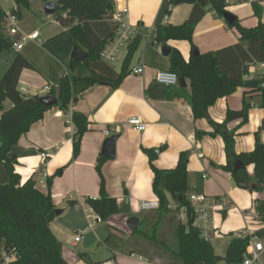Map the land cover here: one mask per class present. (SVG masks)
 <instances>
[{
    "label": "crops",
    "instance_id": "1",
    "mask_svg": "<svg viewBox=\"0 0 264 264\" xmlns=\"http://www.w3.org/2000/svg\"><path fill=\"white\" fill-rule=\"evenodd\" d=\"M5 2L16 8L13 1L2 0V4ZM48 2L56 0H29L28 12L21 11L18 25L22 33L37 32L38 37L26 41L21 51L9 52L6 65L0 66L1 79L16 55L22 56L31 65L32 69L22 70L18 80V90L27 96H45L48 93L46 86L57 89L58 82L70 72V56L75 43L68 31L54 17H49L51 24L42 35L37 22L27 20L30 12L34 17L43 15L44 5ZM167 3L168 0H117L114 4V10L128 9L127 22L137 30L135 37H138L139 46L129 69L143 66L144 72L139 76L127 75L116 89L104 84L94 86L78 99L68 114L77 112L85 116L89 131L82 137L80 154L75 160L72 159L73 125H66L65 115L55 108L33 124L8 154V157L16 160L14 173L19 176L21 185L32 178L36 181V188L45 193L46 179L53 177L52 203L55 210L61 213L50 223L49 228L61 243L62 257L67 264H152L151 259L130 256L123 251L124 240L131 235L125 221L129 217H136L140 223L141 218L148 213L140 209V203L157 199L152 191L154 176L150 164L158 170L173 169L182 152L190 153L187 165L188 195L203 194L223 203L221 209L216 208L210 214L212 225L219 235L209 239L211 244L224 238H227L228 243L230 234L252 236L264 230L254 205L260 195L235 187L231 174L222 169L227 160L221 136L195 137V131L207 134L214 131L209 120L214 124H222L227 111H239L242 108L243 89L218 99L209 107L208 119L196 121L188 105L167 99L170 91L181 88L180 84L172 88L164 87L162 99H157L150 90L157 84L153 80L154 74L170 69L169 57L162 54L164 46L177 50L185 61L190 58V44L186 41L170 40L164 45L154 42L158 26L183 24L193 8L192 5L181 4L166 17ZM226 3V11L234 15L245 28H252L258 23L252 7V3H257L264 24V0H227ZM238 42L236 30L230 29L224 19L209 11L196 24L192 33V44L200 54L220 51ZM125 54L126 51L122 52L118 58L122 63ZM253 72L259 74L257 68H249L246 78H252L255 75ZM185 84L186 87L181 89L189 93L187 80ZM7 103L6 108L10 107ZM257 103L258 100L254 98L247 124L238 127L241 121L236 120L226 127L228 131L237 127L234 138L236 154L249 153L254 149V133L264 119V110ZM132 117H138L146 124L144 132H138L128 125V119ZM104 129L110 130L109 136L102 134ZM112 136H117L115 157L108 158L101 173L107 194L115 198L120 206H125L128 212L112 216L108 221L89 228L88 224L95 222L96 215L85 204V199L98 197L100 179L95 170L96 160L101 154L104 140ZM261 140L264 142V132L261 133ZM161 147H164L162 151ZM153 149L159 152L156 156L150 152L154 158L150 162L145 150ZM42 153L47 156L45 161L40 158ZM246 172L252 178L253 166H247ZM7 183L6 168L0 165V185ZM70 203L74 205L70 206ZM180 216H184L183 211ZM104 223L110 226L107 231L99 229V233L92 232V239L87 240L88 228L94 230L97 225ZM122 232L126 233V238ZM77 233L83 238L75 243ZM102 238L106 253L102 248L98 252ZM256 238L264 246V233ZM92 241L101 244L98 243L93 250L90 245ZM227 243L224 244L223 253ZM78 253L86 254L89 263L80 259ZM96 253L99 257L93 260L91 255ZM260 260L264 264V250Z\"/></svg>",
    "mask_w": 264,
    "mask_h": 264
},
{
    "label": "trees",
    "instance_id": "2",
    "mask_svg": "<svg viewBox=\"0 0 264 264\" xmlns=\"http://www.w3.org/2000/svg\"><path fill=\"white\" fill-rule=\"evenodd\" d=\"M15 9L10 12L19 19L21 11L29 7V0H11ZM227 0H168L165 16L181 4L192 5V11L186 22L179 26L162 25L156 28L154 42L164 45L170 40L186 41L190 44V58L185 61L175 49L169 54L170 71L189 83L190 91L178 88L170 91L167 99L188 105L194 121L208 119V109L220 99L243 89L242 108L239 111H227L222 124L208 121L214 131L210 134L195 131L196 139L202 136L220 135L224 143L226 165L222 169L231 174L235 187L260 195L254 201L259 221L264 224V119L254 133V149L249 153L234 152V138L237 127L227 130L229 123L240 120L238 127L248 122L252 100H258V107L264 110V77H248V70L254 64H264V24L257 3H252L254 15L258 19L256 26L245 28L235 18L230 29L236 30L239 42L229 48L216 52L200 54L192 44V33L196 24L206 12H212L223 19ZM55 21L72 36L75 45L86 54L83 63L70 61L69 73L57 84V89L50 88L47 96L56 98L57 106L45 107L42 96H27L18 90V80L23 69H32L20 55H16L0 79V165H4L8 183L0 185V259L3 252L14 253L15 264H67L62 257V245L50 231L49 225L57 219L51 198L53 177L46 179V192L36 188L32 178L20 184L19 176L14 173L16 160L8 157L22 135L30 127L42 120L44 114L53 108L66 115L83 93L97 85H107L116 89L130 74V62L136 53L139 40L136 36L128 46L119 72L111 64L103 62L100 51L114 36L115 24L111 22L114 12L113 0H56ZM5 10L0 0V52L12 51L13 39L7 36ZM179 85V83H178ZM10 107L6 108L5 103ZM71 120L74 132L71 136L72 159L80 154L81 140L89 131L85 116L72 112ZM164 147L160 148L162 151ZM150 162L154 159L150 151L145 150ZM190 153L182 152L178 156L175 168L158 170L151 164L153 172L152 191L159 207L145 214L127 239L123 251L145 259L156 258L165 264H242L253 238L264 233L260 230L252 236H228V243L223 256H217L209 240H205L194 226V216L187 189V165ZM108 158L98 155L95 170L99 176L97 198H86L85 204L102 222L112 216L126 214L125 206H120L115 198L105 190L101 173ZM240 162L242 167L234 170ZM253 166V177L246 172L247 166ZM255 184L250 189L248 184ZM70 203V206H73ZM183 211L184 222L178 219ZM175 240V243L173 241ZM86 262L88 256L78 253Z\"/></svg>",
    "mask_w": 264,
    "mask_h": 264
},
{
    "label": "built area",
    "instance_id": "3",
    "mask_svg": "<svg viewBox=\"0 0 264 264\" xmlns=\"http://www.w3.org/2000/svg\"><path fill=\"white\" fill-rule=\"evenodd\" d=\"M116 1L117 0H113V3L115 4ZM127 18V8H118L111 14V22L115 24L116 28L113 39L100 51L99 57L103 62L111 64L118 60L120 54L127 50L128 46L135 38L137 30L128 24ZM18 24L19 18L10 11H5L4 26L7 36L13 39L12 50L15 52L21 51L26 41L35 40L38 37L37 32H33L31 34L22 33ZM250 68H257L259 71V74H255L256 72H253L252 74L264 77V64H254ZM143 72V66H137L130 70V74L134 76L142 75ZM153 80L155 83L161 84L166 88L175 87L179 83L178 76L170 70L157 71L153 76ZM45 89L48 92L50 90V88L47 86ZM19 92L24 94L22 90H19ZM65 123L68 126H72L70 114L65 115ZM127 123L132 129L138 132H144L146 130V124L138 117L129 118ZM102 134L109 136L110 130L104 129ZM40 158L42 161H45L47 156L45 153H42ZM203 178H205V176H203ZM188 198L193 211L194 226L200 231L201 236L205 240H209L211 237L219 236L216 232V228L212 225L210 214L216 208L221 209L223 207V203L220 200L210 198L203 194H190ZM158 207L159 202L157 199L153 201H142L140 203V209L145 212L155 211L158 209ZM94 221V223L88 225L89 228H93L94 224L103 223L98 216L94 217ZM234 236L240 237L242 234L234 233ZM82 238V235L77 233L74 237V242L78 243L82 240ZM263 250V244L259 242L257 238H253L242 264H261L260 256ZM16 261L17 258L14 253L3 252L0 259V264H15Z\"/></svg>",
    "mask_w": 264,
    "mask_h": 264
},
{
    "label": "water",
    "instance_id": "4",
    "mask_svg": "<svg viewBox=\"0 0 264 264\" xmlns=\"http://www.w3.org/2000/svg\"><path fill=\"white\" fill-rule=\"evenodd\" d=\"M56 10H57V3L56 2H48L44 5V8H43V12L47 16H54L56 13ZM223 19L226 21V23L232 24L235 20V17H234V15H232L231 13L226 11L223 15ZM170 52H171V49L169 47L164 46L162 48V54L164 56H169ZM86 57H87L86 54L80 49V47L75 45L73 50H72L71 56H70L71 60H74V61L79 62V63H83L85 61ZM179 84H180L181 88L186 87L185 80L183 78L179 79ZM150 90H151V92H153L156 95L157 99L163 98V96H164V86L163 85L156 84V85L152 86ZM41 103L45 107H53V106H57L58 101L56 98L45 95V96L41 97ZM116 139H117V136H112V137H108L104 140V142L102 144V148H101V154L104 157L109 158V159H113L115 157ZM150 152L152 153V155L156 156L158 154L159 150L153 149V150H150ZM240 167H242V164L240 162H237L234 165V170H238ZM248 187L253 190L255 187V184L250 183V184H248ZM60 213L61 212L59 210H55L56 216H59ZM125 225L129 231V233H133L139 225V220L136 217H129L126 219ZM121 234L124 238L127 237L126 233L122 232Z\"/></svg>",
    "mask_w": 264,
    "mask_h": 264
},
{
    "label": "rangeland",
    "instance_id": "5",
    "mask_svg": "<svg viewBox=\"0 0 264 264\" xmlns=\"http://www.w3.org/2000/svg\"><path fill=\"white\" fill-rule=\"evenodd\" d=\"M2 6H3V8L7 11V10H12L13 8H14V6L12 7V4L11 3H7L6 4V2H5V4H2ZM28 10V9H27ZM26 9L25 10H23V11H25V12H28ZM49 17H51V19H53V17L54 16H47V15H45V14H43V15H41V14H39L37 17H34V15H33V13H28V15H27V20L28 21H30L31 19L32 20H35L37 23L36 24H38V27H39V29H38V31H39V33H41L42 35L46 32V31H48V28L47 27H49V24H51V21H49L50 19H49ZM8 57H9V52H7V51H3V52H0V66L2 67H4V65H6V61H8ZM121 64H122V61L121 60H116V61H114L113 63H111V66L113 67V69L116 71V72H119V70H120V67H121ZM6 70H7V68H6ZM5 70V71H6ZM4 71V70H3ZM5 71H4V73H5ZM5 105L7 106L8 105V103L6 102L5 103ZM178 217V219L181 221V222H184V219H185V215L183 216V217H181L180 216V214L177 216ZM89 225V224H88ZM108 227H110V226H108L107 224H102V225H97L95 228H94V230H90L89 228H88V230L86 231L87 232V237H88V239L87 240H89V239H92V232H98L99 233V229L100 230H102L103 232L104 231H107L106 229L108 228ZM87 228V227H86ZM102 244L100 243V242H95V241H92L91 242V246H93V250H95L96 249V245H98V243H100L101 245L99 246V248H98V252L101 250V248H102V251L104 252V253H106V250L103 248L104 246H103V244H104V240H103V238H102ZM126 241L127 240H124V245H125V243H126ZM173 241H174V243H175V240L173 239ZM227 243V238H224V239H221L220 241H213L212 242V244H213V248H214V251H215V254L217 255V256H223V247H224V244H226ZM92 251V250H91ZM98 257H99V254L98 253H96V254H94V255H91V258H93V260H97L98 259ZM261 261V260H260ZM150 262H152V264H165L163 261H160V260H158V259H156L155 257L154 258H152L151 259V261Z\"/></svg>",
    "mask_w": 264,
    "mask_h": 264
}]
</instances>
